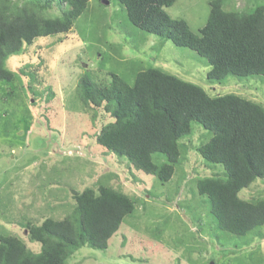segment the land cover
I'll use <instances>...</instances> for the list:
<instances>
[{
  "label": "rangeland",
  "instance_id": "1",
  "mask_svg": "<svg viewBox=\"0 0 264 264\" xmlns=\"http://www.w3.org/2000/svg\"><path fill=\"white\" fill-rule=\"evenodd\" d=\"M210 1L176 0L165 10L199 32ZM256 3L264 0H228L225 8ZM74 24L70 32L38 38L8 60L19 76L13 87L0 85V232L17 234L39 251L40 244L28 241L17 221L60 219L71 211L74 190L104 179L135 197L134 214L107 249L79 248L68 259L71 264H264V239L219 229L207 196L198 192L200 177L225 172L199 152L208 130L192 123L191 133L180 140L175 173L164 183L96 143V132L111 118L84 106L77 93L85 72L101 84L109 82L111 72L133 84L135 71L155 66L212 95L236 93L264 104V78L209 80L207 58L136 27L118 0H90ZM30 70L35 78L27 76ZM154 159L165 158L156 153ZM259 194H264L263 178L240 192L247 199Z\"/></svg>",
  "mask_w": 264,
  "mask_h": 264
},
{
  "label": "trees",
  "instance_id": "2",
  "mask_svg": "<svg viewBox=\"0 0 264 264\" xmlns=\"http://www.w3.org/2000/svg\"><path fill=\"white\" fill-rule=\"evenodd\" d=\"M89 1L0 0V85L13 87L19 76L8 66L11 57L38 38L70 32ZM118 1L136 27L207 58L209 80L229 75L264 78L263 3L226 9L228 0H211L206 24L194 32L185 19L165 10L176 0ZM55 6L59 13L53 12ZM20 72L27 74L24 68ZM27 76L35 78L31 70ZM109 79L101 84L85 72L77 85L84 106L111 118L96 132V143L165 183L180 160L181 138L191 133L193 122L200 123L210 133L198 148L200 154L225 169L224 177L205 175L197 181L216 225L264 239V194L249 199L240 195L264 179V104L236 93L212 95L155 66L135 71L133 84L114 72ZM156 153L165 159L155 160ZM95 184L74 190L71 211L60 219L17 221L27 240L40 244L39 251L17 234L0 232V264H71L68 259L79 248L107 249L125 218L134 214L136 199L104 179Z\"/></svg>",
  "mask_w": 264,
  "mask_h": 264
}]
</instances>
